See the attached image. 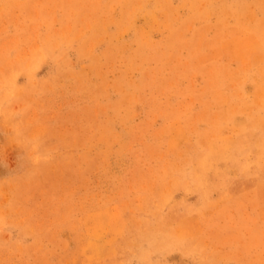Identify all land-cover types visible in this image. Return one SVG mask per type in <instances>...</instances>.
Returning a JSON list of instances; mask_svg holds the SVG:
<instances>
[{"label": "rangeland", "instance_id": "374dc122", "mask_svg": "<svg viewBox=\"0 0 264 264\" xmlns=\"http://www.w3.org/2000/svg\"><path fill=\"white\" fill-rule=\"evenodd\" d=\"M0 264H264V0H0Z\"/></svg>", "mask_w": 264, "mask_h": 264}]
</instances>
